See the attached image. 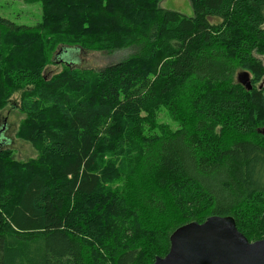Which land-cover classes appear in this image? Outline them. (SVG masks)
Instances as JSON below:
<instances>
[{"label":"trees","instance_id":"1","mask_svg":"<svg viewBox=\"0 0 264 264\" xmlns=\"http://www.w3.org/2000/svg\"><path fill=\"white\" fill-rule=\"evenodd\" d=\"M26 2L38 25L0 17V109L20 93L40 157L12 169L0 148V264L154 262L155 240L165 256L190 223L231 217L241 233L244 208L264 233V0H189L190 17L160 0ZM51 38L132 53L93 83L68 64L48 77ZM160 108L177 130L156 124ZM130 141L139 154L122 177Z\"/></svg>","mask_w":264,"mask_h":264},{"label":"rangeland","instance_id":"2","mask_svg":"<svg viewBox=\"0 0 264 264\" xmlns=\"http://www.w3.org/2000/svg\"><path fill=\"white\" fill-rule=\"evenodd\" d=\"M158 5L159 8L177 12L186 17H190L192 15L189 0H160ZM42 15V8L37 2L28 3L26 0H0V17L17 25L34 27L41 23ZM48 42L51 43H45V48H49L51 56L48 58V63H46V65L43 67V76L50 77L58 74L63 71L64 65L68 64V66H72L74 70H77V72L82 73L85 77H87L91 83L95 81L97 72L109 65L126 59L132 53V51L129 49L113 52L101 50L88 51L82 49L78 44L73 43L66 47L56 38L48 39ZM262 61L264 63V59H262ZM241 74V72L236 73V83L238 82V76ZM19 101L20 93H16L12 96L8 103H6V105L0 109V130H2V136L5 140V145L2 146V149H7L10 151L12 169L18 167L21 169L22 167L19 165H28L30 162L37 160L40 157V150L38 149L39 142H34L30 139L33 138L31 135L35 132H33V130L29 129L27 126H23V123L26 120V115L19 111ZM156 124L160 125L162 128L166 126L172 131L178 129V124L171 119L167 110L164 108H160L157 114ZM153 132L154 131L144 129L143 134L146 136ZM19 134L27 139L22 140V138L19 137ZM257 135L264 137V125L258 126ZM128 147L129 148L126 150L125 155L118 157L117 159L119 160H117L115 163L116 167H121L120 175H122V177L125 175V173L130 171L129 165L136 162L140 145L139 142L130 141ZM16 171H12V174L15 175ZM109 186L112 188H120V190H122L123 183L120 180L116 183H110ZM255 206L260 208V211L262 212L261 216L264 215V201L261 203L256 202ZM250 214L254 213L248 208L241 210L239 228L241 233L245 235L248 242H255L263 239L264 233L260 236L255 234V232L258 230L255 229L254 224L248 220ZM150 246H152L151 241ZM164 246L165 244L159 240H155L153 243L154 251H158L159 257L164 256ZM152 263L153 261L151 258L143 256L138 264ZM104 264L112 263L106 260Z\"/></svg>","mask_w":264,"mask_h":264},{"label":"water","instance_id":"3","mask_svg":"<svg viewBox=\"0 0 264 264\" xmlns=\"http://www.w3.org/2000/svg\"><path fill=\"white\" fill-rule=\"evenodd\" d=\"M237 81L251 89L246 73ZM153 264H264V238L248 242L231 217H211L175 230L167 254Z\"/></svg>","mask_w":264,"mask_h":264},{"label":"bare ground","instance_id":"4","mask_svg":"<svg viewBox=\"0 0 264 264\" xmlns=\"http://www.w3.org/2000/svg\"><path fill=\"white\" fill-rule=\"evenodd\" d=\"M1 137V136H0ZM0 139H2V138H0ZM0 148H2V146H4L5 144H4V142H2L1 140H0Z\"/></svg>","mask_w":264,"mask_h":264},{"label":"flooded vegetation","instance_id":"5","mask_svg":"<svg viewBox=\"0 0 264 264\" xmlns=\"http://www.w3.org/2000/svg\"><path fill=\"white\" fill-rule=\"evenodd\" d=\"M0 138H2V139H0L2 142H4L5 140L3 139V136H1ZM1 143V142H0ZM5 143V142H4Z\"/></svg>","mask_w":264,"mask_h":264}]
</instances>
